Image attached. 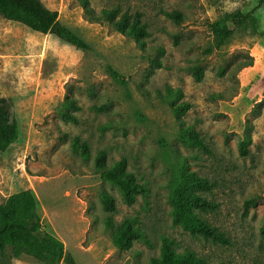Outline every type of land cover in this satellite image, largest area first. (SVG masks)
<instances>
[{
	"label": "rangeland",
	"instance_id": "rangeland-1",
	"mask_svg": "<svg viewBox=\"0 0 264 264\" xmlns=\"http://www.w3.org/2000/svg\"><path fill=\"white\" fill-rule=\"evenodd\" d=\"M42 1L87 48L0 16V94L12 100L18 127L17 139L0 149V204L31 190L44 231L63 241L70 257L61 264H150L164 240L209 264H264V4ZM113 9L143 15L146 48L104 17ZM164 11L185 20L177 24ZM237 11L250 18L217 48L210 25ZM161 47L166 52L157 68L153 62ZM194 67L202 69L201 81ZM67 95L81 106L74 112L77 124L61 119ZM172 103L191 108L177 119ZM182 127L197 131L212 154L190 143ZM76 137L89 145V155L74 146ZM243 142L248 155L241 152ZM102 150L108 165L127 159L129 171L146 187L134 205H126L96 170ZM183 167L216 184L207 196L219 210L205 217L226 233L229 245L193 237L173 223L169 199ZM103 191L115 198V213L104 210ZM110 217L113 226L107 224ZM126 221L141 237L120 251L112 236ZM0 261L43 264L13 257L9 246Z\"/></svg>",
	"mask_w": 264,
	"mask_h": 264
},
{
	"label": "trees",
	"instance_id": "trees-1",
	"mask_svg": "<svg viewBox=\"0 0 264 264\" xmlns=\"http://www.w3.org/2000/svg\"><path fill=\"white\" fill-rule=\"evenodd\" d=\"M261 4H264V0H260ZM164 14L177 24L185 20V16L176 11H164ZM103 15L120 32L130 35L143 49L146 48L149 31L141 13L121 14L118 9H113L105 10ZM0 16L9 21L22 23L38 32L52 33L79 48H87L79 36L59 23L58 12L49 9L42 0H0ZM249 18L250 15L237 11L226 14L222 19L212 23L210 28L216 47H222ZM165 52L163 47L159 48V57L153 62L157 68L162 67L161 57ZM193 71L196 79L201 81L202 69L194 67ZM12 107V100L0 94V149L3 151L10 147L18 135ZM171 108L177 119H181L190 110L191 105L172 103ZM80 110L81 106L77 100L67 95L60 110L61 119L77 124L78 118L74 112ZM181 129L190 143L200 147L207 154H212L209 144L197 131L188 127ZM66 137L67 135H64V138ZM74 146L79 149L81 155H89V145L77 137L74 139ZM247 150L246 142H243L242 154L248 155ZM95 167L100 172L102 180L118 188L126 205H134L139 196L147 194L146 187L139 182L133 172L129 171L127 159L123 158L113 165H108V153L102 150L95 157ZM215 187L216 184L208 177L183 167L169 199L173 223L193 237H202L214 244L229 245L230 240L226 233L213 226L205 217L219 210V204L207 196L213 193ZM101 202L106 212L112 214L117 211L116 200L107 191L101 193ZM38 205L39 201L31 190L14 193L0 204V258L9 246L13 257L26 255L43 264H61L70 259L63 241L54 234L44 231ZM112 220L111 217L107 219L108 226H113ZM140 237L141 234L134 225L126 221L116 228L112 241L117 249L125 251L132 248ZM150 264H209V262L194 252H177L169 240H164L160 255L153 257Z\"/></svg>",
	"mask_w": 264,
	"mask_h": 264
}]
</instances>
